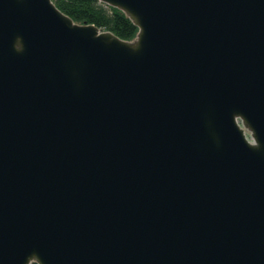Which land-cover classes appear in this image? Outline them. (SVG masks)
<instances>
[{
  "label": "water",
  "instance_id": "obj_1",
  "mask_svg": "<svg viewBox=\"0 0 264 264\" xmlns=\"http://www.w3.org/2000/svg\"><path fill=\"white\" fill-rule=\"evenodd\" d=\"M99 1L0 0V264H264V0Z\"/></svg>",
  "mask_w": 264,
  "mask_h": 264
},
{
  "label": "trees",
  "instance_id": "obj_2",
  "mask_svg": "<svg viewBox=\"0 0 264 264\" xmlns=\"http://www.w3.org/2000/svg\"><path fill=\"white\" fill-rule=\"evenodd\" d=\"M53 2L75 22L94 24L125 40H133L138 34V27L123 11L99 0H53Z\"/></svg>",
  "mask_w": 264,
  "mask_h": 264
},
{
  "label": "clouds",
  "instance_id": "obj_3",
  "mask_svg": "<svg viewBox=\"0 0 264 264\" xmlns=\"http://www.w3.org/2000/svg\"><path fill=\"white\" fill-rule=\"evenodd\" d=\"M13 49L17 53H23L25 51V45L23 43V37L17 36L14 43H13Z\"/></svg>",
  "mask_w": 264,
  "mask_h": 264
},
{
  "label": "rangeland",
  "instance_id": "obj_4",
  "mask_svg": "<svg viewBox=\"0 0 264 264\" xmlns=\"http://www.w3.org/2000/svg\"><path fill=\"white\" fill-rule=\"evenodd\" d=\"M249 135V134H248Z\"/></svg>",
  "mask_w": 264,
  "mask_h": 264
}]
</instances>
